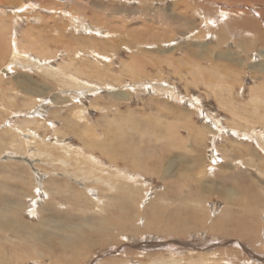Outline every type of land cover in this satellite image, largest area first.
<instances>
[{
  "label": "rangeland",
  "instance_id": "374dc122",
  "mask_svg": "<svg viewBox=\"0 0 264 264\" xmlns=\"http://www.w3.org/2000/svg\"><path fill=\"white\" fill-rule=\"evenodd\" d=\"M263 23L264 0H0V168L10 165L0 172L9 190L0 193L21 195L16 215L28 225L45 212V195L36 204L30 196L32 176L19 183L11 173L38 159L25 145L16 157L11 126L41 108L40 129L24 124L44 137L56 166L41 158L39 167L74 170L63 149L92 153L101 164L90 163L81 184L96 197L72 179L61 194L90 203L111 194L102 219L126 224L125 236L78 248L76 260L69 249L64 262L30 258L34 249L4 227L0 264H264ZM14 41L33 60L13 61ZM116 167L133 180L116 178ZM101 176L114 185L98 183ZM68 203L57 204L49 224L68 211L81 217V206ZM43 229L52 233L40 241L54 245L55 228Z\"/></svg>",
  "mask_w": 264,
  "mask_h": 264
},
{
  "label": "bare ground",
  "instance_id": "6f19581e",
  "mask_svg": "<svg viewBox=\"0 0 264 264\" xmlns=\"http://www.w3.org/2000/svg\"><path fill=\"white\" fill-rule=\"evenodd\" d=\"M137 1V0H136ZM29 5V4H28ZM32 5V4H31ZM69 14V13H68ZM67 14V16H68ZM76 14V13H75ZM77 15V14H76ZM71 16V14H70ZM69 16V17H70ZM72 18V17H71ZM74 18V17H73ZM76 18V17H75ZM71 21V20H69ZM75 20H73L74 22ZM77 22V21H76ZM75 22V23H76ZM82 22V21H81ZM264 24V23H263ZM50 26V25H49ZM57 27V26H56ZM75 27V26H74ZM80 27V26H79ZM78 27V28H79ZM246 27V26H245ZM85 29V28H84ZM90 29V28H89ZM83 30V29H82ZM91 30V29H90ZM89 30V31H90ZM97 30V29H96ZM135 30V29H134ZM84 32V31H83ZM164 32V31H163ZM110 33V32H108ZM107 33V34H108ZM26 34V33H25ZM30 35V34H29ZM13 36V35H12ZM28 36V35H27ZM17 40V39H16ZM63 42V41H62ZM18 41L15 43V41L13 43H11V46H12V49H11V58L16 60V61H19L20 58H24V59H28V60H33V58L29 57V56H26L27 54V51L25 50H22L18 45H17ZM33 43V42H32ZM34 44V43H33ZM64 50V49H63ZM87 50V49H86ZM91 53H93L91 51ZM23 54V55H22ZM84 54V53H83ZM28 55V54H27ZM114 57V55H113ZM45 60V59H44ZM170 62V61H169ZM12 63V62H11ZM14 63V62H13ZM13 64H10V65H7L6 68H2V71L4 72H8V70L11 69V66ZM172 65V64H171ZM39 66V65H38ZM45 69V68H44ZM60 69V68H59ZM67 72V71H66ZM59 75V74H58ZM73 80H71L73 83L74 82H77L79 83V85H83L85 82H82V81H79L77 78H72ZM54 80V79H53ZM79 81V82H78ZM56 84V81L55 83ZM96 85V84H95ZM137 85V84H136ZM83 86H87V84H84ZM148 86V85H147ZM166 86V85H165ZM75 84H74V88H75ZM91 87V86H89ZM106 87V86H104ZM108 87V86H107ZM110 87V86H109ZM162 87V86H161ZM69 88V87H68ZM95 88V87H94ZM93 89V88H92ZM106 89V88H105ZM84 90V89H83ZM111 90V89H110ZM168 90V88H167ZM76 91V90H75ZM87 91V90H86ZM94 90L90 91V92H93ZM165 91V90H164ZM79 93V92H78ZM83 96V95H82ZM75 98V97H74ZM195 98V97H194ZM36 102V101H35ZM39 108V107H38ZM40 109V112L36 111L35 112V115H31L30 119L28 118L27 120H23L22 123H16V125H13L11 126V130L14 132V134L16 136H18L19 140L18 141H15V145H16V148L19 149L17 151V154H16V157H18L17 155H19L20 153V149H22V146L21 145H25V148H24V151L26 152V154L28 153V157L29 155L32 157V160L34 161L35 158L34 157H38V159H36L35 163L34 164H31V163H28L30 159H28L26 162L25 161H22L25 163V166L26 167V170L23 172V169H22V172H18L16 171L18 169V166H13V169L11 171V173H13L14 175H16V177L19 179V183L22 182V180H24L26 177H28L29 179V176H32V181H33V186L35 187L36 191H35V194H32L30 196H32L33 198V203H35L36 200H38V197L40 196V194L42 195H45V199H47V201L45 202V206H44V209L43 211L44 214L41 215V210L40 209L38 212L40 214L39 216V222L38 223H35L33 225H28L24 222H22L19 217L16 215L18 213V207L20 206L21 204V201H20V194H16L13 192V194L16 195V198L13 199L12 197H9V196H5L3 195L2 193H0V203H2V206L0 205V230L4 229L5 227V232L8 233L9 236L11 237H16V238H21L22 237V241L25 242V244L27 243L28 245V248H33L34 250V253H30V258L34 256L35 260L38 259V260H42L43 261H46L47 258H50L52 259V262L53 261H60V262H64L68 259V254L66 253L67 250L69 249H74V251L72 252V255H71V260H76L80 257V255L82 254V252H78V248H81L83 251L84 250H88L89 248L95 246V245H98V244H101V243H105L106 241L110 240L112 237H115V236H112L113 234L114 235H123L125 236L124 234V231H125V226L126 224H120L117 222H113L111 223L108 219V216L104 215V218L102 219V209L104 210L105 208V205L108 206V200L111 199V194H105V193H100V196L97 198V199H94L93 202H88L86 200H84L85 198H82V199H76L74 198L71 194V195H65V194H61V191H64L66 187L64 184L66 183V181L70 180V181H74L76 182V184L82 188L84 191L85 190H89L90 192V189L89 187H87L86 185L83 186L81 184L82 180H85L87 182H89V179H88V176L87 174L91 171L90 169L92 167L89 166V164H96V165H100L101 162L99 159H97L96 157H94L92 155V153H88V152H84L83 150L81 149H78V150H74L73 152H70L69 151H66L64 148L63 145H65L64 143H61L62 141H58L60 139H58L56 142H55V146L58 147L60 146L61 147V150L63 149L64 150V153L65 155H70L71 157V154L73 155V157L75 158L72 159L74 161H76V167L74 168V170H69L68 168L64 167V168H61L60 171H51V170H48V171H43L41 169V167H39V164L37 163H41L42 161L40 160L41 158H44L46 160H49L50 159V151H44L46 150L45 149V145H43L42 143H45V139L44 137H41L39 134H35L34 132H31L30 130V126L29 124H24V122H31L32 123V128L33 127H37V128H41V124L40 122L42 120H45L44 117H43V110ZM33 113V112H32ZM86 120V119H85ZM48 122V121H47ZM6 124L7 126H9V123L8 121H6ZM48 123H52V122H48ZM264 124V123H263ZM47 125V124H46ZM51 125V124H49ZM10 128V127H9ZM141 128V127H140ZM29 130V131H28ZM259 131V130H258ZM5 132V131H4ZM147 132V131H146ZM144 133V132H143ZM156 133V132H155ZM151 134V133H150ZM153 135V134H152ZM160 136V135H159ZM36 138H40V139H36ZM53 138V137H52ZM147 138V137H146ZM0 139H4V135H1L0 134ZM54 139V138H53ZM144 139V138H143ZM247 139V138H246ZM249 139V138H248ZM50 140V139H49ZM52 140V139H51ZM48 143V141H47ZM51 143V142H50ZM48 143L49 145H54V144H50ZM44 148L41 149V146ZM34 146V147H33ZM40 146V147H39ZM67 146V145H66ZM48 147V146H47ZM54 148V147H53ZM53 148H47V149H53ZM67 148H69V146H67ZM57 149V148H55ZM62 150V151H63ZM69 150V149H68ZM73 150V149H72ZM58 151V149H57ZM71 151V150H70ZM8 152L10 153H13L15 154V152H13V149L10 151L8 149ZM52 152V151H51ZM56 152V150H55ZM54 153V152H53ZM60 154V152H59ZM10 155V154H9ZM25 155V154H24ZM54 156V154H52ZM57 155V154H56ZM55 155V156H56ZM64 155V154H63ZM64 155V156H65ZM213 155V154H212ZM22 156V155H21ZM59 156V155H58ZM11 157V156H10ZM23 157V156H22ZM69 157V158H70ZM256 157V156H255ZM21 158V157H20ZM25 158V157H23ZM67 158V157H66ZM59 159V158H58ZM24 160V159H23ZM53 160V159H52ZM50 163L51 160H49ZM67 161H68V158H67ZM48 162V161H47ZM60 164L62 166L66 165V161L64 160H60L59 161ZM57 162V163H58ZM71 162V161H69ZM54 163V162H53ZM52 163V164H53ZM55 164V163H54ZM70 164V163H69ZM68 164V165H69ZM74 164V163H73ZM49 165V164H48ZM58 165V164H57ZM42 166V165H40ZM56 166V164H55ZM60 166V165H59ZM10 167L9 166H3L0 168V172L3 174V172H9V170H7V168ZM43 167V166H42ZM46 167V166H45ZM58 167V166H57ZM61 167V166H60ZM71 167V166H70ZM74 167V166H73ZM96 167V166H94ZM100 167V166H99ZM97 166V168H99ZM53 168V167H52ZM96 168V169H97ZM102 168V166H101ZM54 169V168H53ZM88 169V170H87ZM95 169V168H94ZM46 170V169H45ZM87 170V172H86ZM103 170V169H101ZM40 171V172H39ZM58 172H61L60 174ZM86 172V174H85ZM100 172V171H99ZM52 174L53 175H57V176H60L61 177V180L62 182L59 181L58 177L56 176L57 180H54V178H51L49 180V182H47V180H43V182L39 181V178H41V176H43V174ZM93 173V172H92ZM102 173V171L100 172ZM26 177H25V176ZM91 175V173H90ZM255 175V174H254ZM108 177V175H106ZM114 176L118 179H122V180H125V181H128V180H133L132 176H129V174H127L126 172H124L123 170L121 171V169H119V167H116L115 168V174ZM95 177V176H94ZM93 177V178H94ZM99 177V176H98ZM109 178V177H108ZM78 179V180H77ZM95 179V178H94ZM96 180V179H95ZM98 183L99 182H102V184L104 185H107L108 187L109 186H113L114 183L113 181L110 182V180H108L107 178H103L101 176V178H98ZM255 180V179H254ZM3 182V181H2ZM1 182V183H2ZM92 182V180H91ZM132 182V181H131ZM0 183V189H5V190H9L8 189V184L7 185H4V184H1ZM4 183V182H3ZM90 185V184H89ZM101 185V184H100ZM93 187V186H92ZM91 187V188H92ZM111 188V187H110ZM27 189V187L25 188ZM75 189V188H74ZM79 189V188H78ZM93 189V188H92ZM94 191V190H93ZM92 191V192H93ZM112 191V190H111ZM114 191V190H113ZM92 192H90L91 194L89 195H92V196H95ZM25 193V192H24ZM79 193V192H78ZM81 193V192H80ZM28 194H31V192H29ZM26 194H22V196H25ZM96 197V196H95ZM102 198H105V200L107 201H104V203L102 202ZM91 199V198H90ZM89 199V200H90ZM147 199V197H146ZM146 199H144V201H146ZM68 200H70V205L74 204L75 206H81V213L79 214L81 217L77 216V215H74V214H69L70 212L68 211L66 215V219H64V221L60 219L57 220L56 223L54 224H49V222H51L52 220L58 218L60 215L58 214L59 211L56 209L57 207V204L58 205H61V204H66L68 202ZM97 200V202H96ZM76 201H79V203H74ZM101 202V203H100ZM147 204V203H146ZM101 205V206H100ZM87 206H91V209H97L99 208V211L96 213L94 212H89L90 210H88V212L86 210H84ZM34 207V206H33ZM90 209V208H89ZM65 210V209H64ZM74 210V209H73ZM73 210L71 212H73ZM80 210V209H79ZM92 211V210H91ZM32 213V212H31ZM94 213V214H93ZM45 215H47V219L45 218ZM62 218L64 215H61ZM73 219H76V220H80V224L82 225H78L76 224ZM61 220V221H60ZM78 223V222H77ZM99 225L101 226L102 229L104 230H107L109 232H106L102 229H97V227H99ZM44 226H50V227H53L55 228V235L57 237H59V240L55 242L54 245L48 243L47 241L49 239L46 240H42L40 241V235L42 236H47L49 235L51 232V229H48V230H44ZM97 229V230H96ZM14 234V236L11 235V233ZM79 232H88L90 235L87 236H80L78 233ZM75 234V235H73ZM94 234H97L99 236H102V237H99V240L98 242H96L92 237ZM241 236V235H240ZM108 239V240H103V239ZM53 246H57V248H55V250H58L56 252H53V251H49V252H45V249H50V250H54L53 249ZM259 249V248H258ZM77 250V251H76ZM28 251H32L31 249ZM176 251V250H175ZM178 251V250H177ZM180 252V251H179ZM122 253V252H121ZM194 253V252H193ZM29 254V253H27ZM212 254V253H211ZM7 255V254H6ZM36 255H39V256H45V257H37ZM5 257V256H4ZM10 257V256H9ZM11 259V258H10ZM17 260L20 259V257H17L16 258ZM134 262V260H133ZM137 262V261H136ZM128 263V262H127ZM127 263H124V264H127ZM171 263V262H170ZM208 263V262H207ZM244 263V262H243ZM11 264V263H10ZM134 264V263H133ZM141 264V263H140ZM194 264V263H193Z\"/></svg>",
  "mask_w": 264,
  "mask_h": 264
}]
</instances>
